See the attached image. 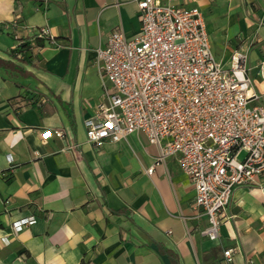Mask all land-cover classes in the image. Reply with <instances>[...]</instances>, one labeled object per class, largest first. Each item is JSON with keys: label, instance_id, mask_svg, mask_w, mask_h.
<instances>
[{"label": "crops", "instance_id": "0c3cea01", "mask_svg": "<svg viewBox=\"0 0 264 264\" xmlns=\"http://www.w3.org/2000/svg\"><path fill=\"white\" fill-rule=\"evenodd\" d=\"M179 1L202 8L226 65L233 50L248 52L264 90V0ZM116 29L140 31L138 0H0V264H232L228 247L236 264H264V171L234 189L211 239L193 182L145 132L88 140L84 120L105 98L97 49ZM41 30L44 46L13 55ZM46 128L64 136L45 138Z\"/></svg>", "mask_w": 264, "mask_h": 264}, {"label": "built area", "instance_id": "2783aa9c", "mask_svg": "<svg viewBox=\"0 0 264 264\" xmlns=\"http://www.w3.org/2000/svg\"><path fill=\"white\" fill-rule=\"evenodd\" d=\"M138 7L140 31L116 29L97 49L105 98L84 120L87 138L101 147L145 132L159 146V160L180 162L208 218L202 233L216 239L234 189L264 171V90L248 74L245 49L233 50L229 65L216 56L199 6L138 0ZM260 69L264 75V61ZM42 135L64 132L46 128ZM36 219L12 226L16 232ZM235 250L224 249L232 264Z\"/></svg>", "mask_w": 264, "mask_h": 264}, {"label": "trees", "instance_id": "16d2710c", "mask_svg": "<svg viewBox=\"0 0 264 264\" xmlns=\"http://www.w3.org/2000/svg\"><path fill=\"white\" fill-rule=\"evenodd\" d=\"M46 39L47 38L44 35H40L39 33H36L34 35L23 36L19 38V43L12 50V53L13 55H18L19 53H21L25 55V59H27L31 55V52L33 51L34 47L44 46ZM2 63L4 64L3 66L5 67L24 72L23 67L13 62L12 60L2 59Z\"/></svg>", "mask_w": 264, "mask_h": 264}]
</instances>
